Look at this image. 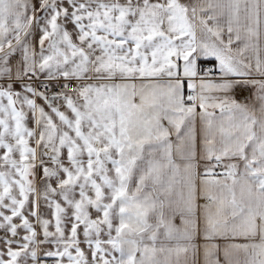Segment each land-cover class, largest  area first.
I'll return each instance as SVG.
<instances>
[{
    "label": "snow or ice",
    "instance_id": "obj_1",
    "mask_svg": "<svg viewBox=\"0 0 264 264\" xmlns=\"http://www.w3.org/2000/svg\"><path fill=\"white\" fill-rule=\"evenodd\" d=\"M0 264H264V0H0Z\"/></svg>",
    "mask_w": 264,
    "mask_h": 264
}]
</instances>
